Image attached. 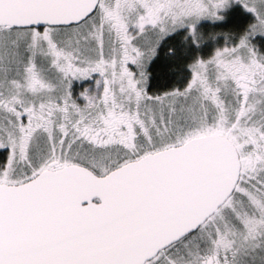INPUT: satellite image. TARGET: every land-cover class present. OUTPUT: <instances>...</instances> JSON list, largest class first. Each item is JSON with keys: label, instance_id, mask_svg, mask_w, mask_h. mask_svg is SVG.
Wrapping results in <instances>:
<instances>
[{"label": "snow or ice", "instance_id": "snow-or-ice-1", "mask_svg": "<svg viewBox=\"0 0 264 264\" xmlns=\"http://www.w3.org/2000/svg\"><path fill=\"white\" fill-rule=\"evenodd\" d=\"M0 264H264V0H0Z\"/></svg>", "mask_w": 264, "mask_h": 264}]
</instances>
